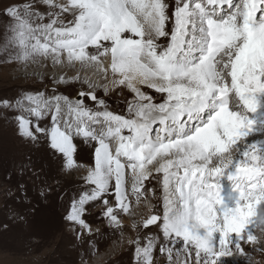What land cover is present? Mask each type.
<instances>
[{
	"label": "snow or ice",
	"instance_id": "6c2138e0",
	"mask_svg": "<svg viewBox=\"0 0 264 264\" xmlns=\"http://www.w3.org/2000/svg\"><path fill=\"white\" fill-rule=\"evenodd\" d=\"M0 17V60L75 66L110 56L118 77L111 87L134 93L125 114L92 91L75 101L55 88L51 96L0 98L21 138L36 144L43 137L63 169H83L63 217L77 241L100 231L88 222L96 202L109 226L122 228L120 213L130 195L143 197L147 166L156 162L162 211L143 219L148 234L129 241L134 264H154L157 250L166 264L246 257L243 244L264 228V0H11ZM75 137L95 142L91 165L78 163Z\"/></svg>",
	"mask_w": 264,
	"mask_h": 264
},
{
	"label": "rangeland",
	"instance_id": "374dc122",
	"mask_svg": "<svg viewBox=\"0 0 264 264\" xmlns=\"http://www.w3.org/2000/svg\"><path fill=\"white\" fill-rule=\"evenodd\" d=\"M9 2L11 0H0V13ZM39 60L29 63H7L0 60V98H13L25 92H41L51 96L55 88L56 94L67 95L71 100H76L78 92H88L79 86H67L68 81L61 84L53 80L29 82L32 78L26 79L28 71L25 68ZM100 60H103V66L111 63L110 56L106 61L103 57ZM95 95L97 99H102L101 94ZM120 95L119 93L118 100L108 107L110 111H119L116 108L119 105L126 106V100L119 102L123 100L119 99ZM84 100L88 107L95 110L94 101L88 97ZM74 141L77 145L75 157L78 163L91 165L95 142L85 143L82 137H75ZM231 155L236 157L235 152H231ZM29 158L32 162L30 166ZM148 166L147 169L150 170L151 165ZM151 172L149 178L154 170ZM81 174L77 170L69 172L63 169L60 160L48 148L45 138L42 137L36 144L21 138L12 118L0 111V264H134V248L129 241L137 235L144 237L150 230L140 227L135 233L130 228L123 231L112 228L101 216L103 206L99 202L92 205L88 213V222L94 229L100 230L93 237L86 236L83 242L77 241L73 228L64 221L69 198L80 187ZM21 184L24 185V193L19 190ZM49 186L52 190L41 196V191ZM147 186V192L155 193L158 206L155 205V200L153 203L148 201L144 206L160 213L163 199L162 176L148 182ZM133 209L134 204L130 203L128 212L120 213L122 225ZM135 226L138 227V224ZM263 234L264 230L257 236L255 243L243 244L246 257L238 258L235 264H242L240 260L245 259L251 261L250 264H264V256H258L256 252V249L264 252V243L258 242ZM121 237H125L128 245L103 262L96 263V259L115 246ZM154 264H166V257L159 254L158 250L154 256Z\"/></svg>",
	"mask_w": 264,
	"mask_h": 264
},
{
	"label": "bare ground",
	"instance_id": "6f19581e",
	"mask_svg": "<svg viewBox=\"0 0 264 264\" xmlns=\"http://www.w3.org/2000/svg\"><path fill=\"white\" fill-rule=\"evenodd\" d=\"M170 2H172V0H170ZM108 57L109 56L103 57V59L107 60ZM107 66H110V65L108 64L106 66H103L102 63H85L83 65L76 64L75 66H69L68 64L58 65V64H53L51 59L49 58V59H40L39 62L37 61L34 64H30L26 66L25 69L28 71V74L26 75V79L28 80L29 78H32V80L29 82H33L34 80H39V83L46 82L49 80L50 81L53 80L57 82L60 80L61 77H63L64 79L63 83H66L68 81L69 85L67 86H71V87L79 86L81 88H85L86 90H88V92L92 91L94 93L101 94L100 98H102L106 102L108 107L112 106L113 102L118 100L117 95L119 93L121 94L120 95L121 98L119 99H123L119 102L123 103L125 100L126 101L131 100L134 96V93H132L131 90L128 89L127 87H123V86H120L117 88L111 87L110 82L114 78H118V77H113L111 68ZM102 67L108 68V72L107 73L103 72L101 70ZM105 76H107V79L104 78ZM73 77H78V79H73ZM105 85H108L109 87L107 94L105 93ZM137 86L141 89V91L146 92L152 95L153 97H155L156 100H159L160 94L156 93L153 89H150L142 85H137ZM85 101L86 100H84V102ZM116 108H118L119 111L115 109L114 112L118 114H125L126 111H122V110L124 109L126 110V106L124 107V106L119 105L118 107L116 106ZM64 117L65 119L74 118V117H69L67 115H65ZM96 130L97 132H99L100 128L97 127ZM123 134L128 135L126 130L124 131ZM254 138L259 139L261 137L259 136L249 137L248 139L252 140ZM109 144H110V148L112 149L113 153H115V150L118 147V141L115 138H113L112 140L109 141ZM232 152H235L236 156L238 155L237 151L233 150ZM216 163H218V161L214 158L213 164H216ZM155 164L156 162H154L153 165H151V169H150L151 171L154 170ZM148 167L149 166H147V168ZM79 172L82 173L83 170H80V171L77 170L78 174ZM161 176L163 177L162 173L157 174L154 171V174L150 178H148V180L144 182V189H146V191H144L143 197L139 201L136 199L134 195L129 196L130 203L134 204V209L132 211V214L128 216L127 219L125 218V220L123 221L122 228H117V227H112V228H115L121 231L125 230L126 228H130L132 231H135L136 233L137 229L141 227L140 225L142 224L143 219L146 216H148L150 213H155V210L148 209L147 207L144 206V204H146L150 200H151V203H153V200H155V205L158 206V200L156 197H154L155 193L147 192V189H148L147 185H148V182L156 180L157 177H161ZM224 183L227 184L228 182L224 181ZM135 224H138V227L135 226ZM152 230L158 231V229H156L155 226L152 227ZM263 230L264 228H257L254 231V235H256V237L261 235ZM258 242L264 243V234L261 236ZM126 245H128V243L125 240V237H121V239L118 241V243L115 244V246L110 248V250L107 253L97 258L95 262L96 263L103 262L109 256L120 251ZM256 252L259 254L258 256H264L263 255L264 252L261 251L260 249H256ZM240 263L245 264V260H240Z\"/></svg>",
	"mask_w": 264,
	"mask_h": 264
},
{
	"label": "clouds",
	"instance_id": "9594fccd",
	"mask_svg": "<svg viewBox=\"0 0 264 264\" xmlns=\"http://www.w3.org/2000/svg\"><path fill=\"white\" fill-rule=\"evenodd\" d=\"M247 254V253H246Z\"/></svg>",
	"mask_w": 264,
	"mask_h": 264
}]
</instances>
